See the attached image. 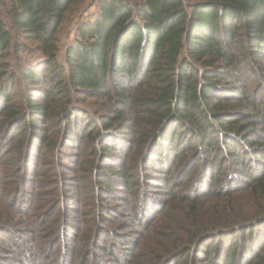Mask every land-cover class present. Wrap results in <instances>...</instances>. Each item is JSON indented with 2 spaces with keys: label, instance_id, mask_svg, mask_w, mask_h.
Listing matches in <instances>:
<instances>
[{
  "label": "trees",
  "instance_id": "1",
  "mask_svg": "<svg viewBox=\"0 0 264 264\" xmlns=\"http://www.w3.org/2000/svg\"><path fill=\"white\" fill-rule=\"evenodd\" d=\"M0 264H264V0H0Z\"/></svg>",
  "mask_w": 264,
  "mask_h": 264
},
{
  "label": "rangeland",
  "instance_id": "2",
  "mask_svg": "<svg viewBox=\"0 0 264 264\" xmlns=\"http://www.w3.org/2000/svg\"><path fill=\"white\" fill-rule=\"evenodd\" d=\"M95 9V6H87L84 11H82L81 14H78L72 22L70 20L66 21L60 31L59 34V47H60V54H59V61L63 63L64 59V51L66 46L72 42L73 35H74V28H75V23L78 21L80 18L84 17H89L90 13H92ZM30 47H34L31 45ZM33 50L30 49V51L27 52H20L17 56H12L9 58V63L12 67V69L17 70L21 66H27L31 65L40 59V54L35 51L34 48Z\"/></svg>",
  "mask_w": 264,
  "mask_h": 264
}]
</instances>
